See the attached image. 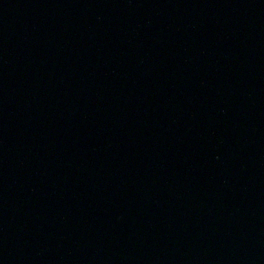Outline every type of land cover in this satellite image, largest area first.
<instances>
[{
	"label": "water",
	"instance_id": "95a60500",
	"mask_svg": "<svg viewBox=\"0 0 264 264\" xmlns=\"http://www.w3.org/2000/svg\"><path fill=\"white\" fill-rule=\"evenodd\" d=\"M0 264H264V0H0Z\"/></svg>",
	"mask_w": 264,
	"mask_h": 264
}]
</instances>
